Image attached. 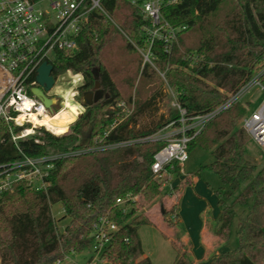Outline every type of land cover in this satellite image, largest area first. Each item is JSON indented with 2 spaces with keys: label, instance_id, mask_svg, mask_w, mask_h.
I'll return each instance as SVG.
<instances>
[{
  "label": "trees",
  "instance_id": "1",
  "mask_svg": "<svg viewBox=\"0 0 264 264\" xmlns=\"http://www.w3.org/2000/svg\"><path fill=\"white\" fill-rule=\"evenodd\" d=\"M144 1L103 0L108 17L95 11L78 38L79 51L58 54L53 64L55 82L66 74L81 78L73 98L83 111L65 134L42 127L34 138L15 144L9 126L0 124V164L21 156L92 150L53 161L51 185L46 190L20 182L0 196V264H61L69 255L95 246L94 225L101 218H108L117 230L100 260L153 264L145 256L139 234L152 221L147 214H138L137 202L127 209L117 202L141 196L144 203H153L174 178L182 177L184 165L172 163L160 178L152 172L154 157L167 141H141L162 127L143 132L132 129L135 95L140 97L137 108L141 110L165 82L192 124V119L220 109L257 76L264 84V0H181L164 8L163 17L173 27L186 30L170 54L162 43L154 45L153 65L139 52L146 47L150 26L140 11ZM120 46L139 57L136 71L128 69L129 63L120 68L114 65ZM97 83L104 93L102 99L84 104V95L96 91ZM179 117L176 114L165 126L176 122L173 128L180 127ZM247 117V108L238 102L213 117L199 134L188 132L193 137L189 153L200 148L210 152L213 161L185 176L176 189L192 184L204 171L223 184L215 191L220 212L214 228L208 229L221 245L206 254L208 259L203 261L207 264H264V166L258 169L248 159ZM103 139L106 145L134 143L99 150ZM56 204L62 205L64 218L70 219L63 232L52 214ZM179 212L176 201L163 213L176 236L183 233ZM237 218V245L232 247ZM172 243L177 251L174 264L202 263L180 237ZM220 248L227 249L220 253Z\"/></svg>",
  "mask_w": 264,
  "mask_h": 264
},
{
  "label": "built area",
  "instance_id": "2",
  "mask_svg": "<svg viewBox=\"0 0 264 264\" xmlns=\"http://www.w3.org/2000/svg\"><path fill=\"white\" fill-rule=\"evenodd\" d=\"M102 1L0 0V124L9 126L13 143L18 144L20 141L34 138L37 130L42 127L50 130L46 125L38 124L36 119L42 120L46 115L54 116L58 101L50 110L32 95L31 90L39 86V68L43 63L53 65L59 53L72 55L79 51L78 38L89 23L90 16L99 10L108 17ZM44 2L48 3L47 9L41 6ZM180 2L181 0H145L140 5L143 17L150 23L146 29V47L139 49L145 62L153 65L152 49L157 42L165 46L167 54L178 46L179 34L186 30V27H173L163 17L162 12L164 8ZM160 75L165 80L164 74ZM254 85L264 90V84L260 76H257L232 95L220 109L192 119V124L187 123L186 111L175 103L181 126L175 129L173 126L176 122H173L167 127L171 132L163 134L158 131L141 140L167 141V145L154 157L152 172L160 178L166 167L172 163L185 165L189 159L188 144L193 138L188 136V132L193 130L195 135L199 134L205 124L218 113L241 102V98ZM62 109L64 107L59 108L58 112ZM17 127L20 128L19 131H16ZM244 128L255 143L264 146V105L244 120ZM36 142L38 143L37 140ZM133 143L134 141H124L106 145L103 139L98 149H115ZM89 151L92 150L40 158L21 156L13 162L0 164V196L13 191L14 186L20 182L36 190H46L51 185L48 177L53 168V161ZM137 199V196H129L126 200H118L117 204L127 209L132 207V203ZM116 230L117 226L108 218H101L94 225L95 251L98 256L109 245ZM94 260L93 257L90 264Z\"/></svg>",
  "mask_w": 264,
  "mask_h": 264
},
{
  "label": "rangeland",
  "instance_id": "3",
  "mask_svg": "<svg viewBox=\"0 0 264 264\" xmlns=\"http://www.w3.org/2000/svg\"><path fill=\"white\" fill-rule=\"evenodd\" d=\"M41 6L47 9L48 3L44 2ZM123 48L120 46L118 55H116L114 60V65L120 68L125 63H129L128 69L133 72L136 71L139 57L132 52H127ZM80 84V77H72V75L66 74L59 78L54 88L48 93L49 96L58 99V108H55V112L59 111L61 107L67 108V105L76 106L80 113L83 111L82 106L77 104L73 98ZM153 96L149 109L146 112L142 111L135 114L130 125L136 132L152 131L158 127H162L159 130L161 133H169L170 128H167L169 124L165 125L176 113L175 95L164 82L162 88ZM241 103L247 108L248 114L251 116V113L258 111L264 105V90L257 85L252 86L249 92L241 98ZM247 150L248 159L256 164L258 169H261L264 166V146L258 145L251 139L247 145ZM212 161L213 157L210 152L200 148L193 149L189 153V159L184 165L182 177L174 178L170 185L165 187L160 199L147 204L142 201L141 196H137L136 208L138 209V214H147L152 221L151 224L142 226L139 234L144 252L153 264L175 263L177 251L172 241L178 242L179 237L182 242L191 246L192 253L196 259L197 254L195 251L199 248L198 235L201 231L209 229V227L214 228V222L219 214L218 210L220 211L218 207L219 199L215 191L223 186L219 178L209 171H204L201 173V178L196 179V181L194 180V184L176 189L185 176L197 173L202 165L209 164ZM176 201L180 204L179 217L183 232L180 236H176L173 230L167 226L163 215ZM52 214L58 225V230L63 232L65 227L69 225L70 219L64 218L65 213L62 205H54L52 207ZM169 218L173 220V217ZM239 224L240 218H237L230 243L232 247L237 245L236 233ZM208 233H206L207 235L205 234L206 237L203 234V241L206 245H210L211 251H214L217 248V244L221 245V242H219V239L213 232L208 230ZM188 245L187 247L189 248ZM200 246L204 247L201 243ZM226 249L220 248L219 252L221 253ZM93 257L95 260L92 264H112L107 260H100L101 254L97 255L95 246L82 253L69 255L61 264H90Z\"/></svg>",
  "mask_w": 264,
  "mask_h": 264
},
{
  "label": "water",
  "instance_id": "4",
  "mask_svg": "<svg viewBox=\"0 0 264 264\" xmlns=\"http://www.w3.org/2000/svg\"><path fill=\"white\" fill-rule=\"evenodd\" d=\"M53 70V65L43 63L39 68L37 76V82L39 86L31 90L32 95L40 99L42 103L50 110L53 109L58 101L57 98L47 95V93L54 88L56 83L52 75ZM103 94V91L99 88V84L97 83L96 91L89 92L84 95V104L92 105L93 103H97L102 99Z\"/></svg>",
  "mask_w": 264,
  "mask_h": 264
},
{
  "label": "bare ground",
  "instance_id": "5",
  "mask_svg": "<svg viewBox=\"0 0 264 264\" xmlns=\"http://www.w3.org/2000/svg\"><path fill=\"white\" fill-rule=\"evenodd\" d=\"M79 115L80 112L76 106L67 105V108L62 109L56 115H46L42 120L36 119V122L40 125H46L56 135H62L68 131L70 124L77 120Z\"/></svg>",
  "mask_w": 264,
  "mask_h": 264
},
{
  "label": "crops",
  "instance_id": "6",
  "mask_svg": "<svg viewBox=\"0 0 264 264\" xmlns=\"http://www.w3.org/2000/svg\"><path fill=\"white\" fill-rule=\"evenodd\" d=\"M135 100V104H134V117H135V114H138V112H142V111H144V112H146L148 109H149V107H150V102L147 104V105H145L141 110H138V108H137V105H138V102H137V99L139 100L140 99V97L139 98H137V95H135V98H134ZM176 107V106H175ZM143 112V113H144ZM175 114H174V116L176 115V114H178L179 113V111H178V108H176L175 109ZM256 112V111H255ZM255 112H253V113H255ZM253 113H251V115L253 114ZM173 116V117H174ZM248 116H249V114H248ZM172 117V118H173ZM171 118V119H172ZM170 119V120H171ZM169 120V121H170ZM196 181V180H195ZM195 181H193V183L192 184H194L195 183ZM220 211L218 210V213H219ZM219 215V214H218ZM149 218H150V216L149 215H147ZM151 220V219H150ZM209 234L208 233V229H206L205 231H201L200 232V234L198 235V240H199V248L195 251L196 252V261L197 262H200L201 263V261H202V263L201 264H207L208 262H204L203 260L205 259H208L207 257H206V254L208 255V254H210L211 253V248H209L210 247V245L208 246V245H206L205 243H204V241H203V234H204V236H205V234ZM206 234V235H207ZM200 237H201V241H200ZM206 237V236H205ZM200 243L205 247H201L200 246ZM196 244V243H195ZM145 256L147 257V255L145 254Z\"/></svg>",
  "mask_w": 264,
  "mask_h": 264
},
{
  "label": "flooded vegetation",
  "instance_id": "7",
  "mask_svg": "<svg viewBox=\"0 0 264 264\" xmlns=\"http://www.w3.org/2000/svg\"><path fill=\"white\" fill-rule=\"evenodd\" d=\"M49 93V92H48ZM47 93V95L49 96V94Z\"/></svg>",
  "mask_w": 264,
  "mask_h": 264
}]
</instances>
